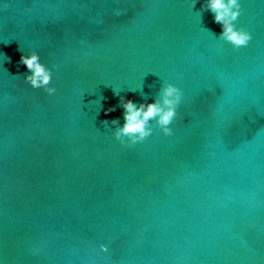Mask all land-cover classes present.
Segmentation results:
<instances>
[{
	"label": "water",
	"instance_id": "water-1",
	"mask_svg": "<svg viewBox=\"0 0 264 264\" xmlns=\"http://www.w3.org/2000/svg\"><path fill=\"white\" fill-rule=\"evenodd\" d=\"M199 12L190 0H0L2 264H264V0H242L253 38L239 49ZM32 49L58 65L53 96L23 80ZM166 80L183 92L172 134L153 121L120 144L102 123H123L122 108L103 111L113 89L151 102Z\"/></svg>",
	"mask_w": 264,
	"mask_h": 264
},
{
	"label": "clouds",
	"instance_id": "clouds-1",
	"mask_svg": "<svg viewBox=\"0 0 264 264\" xmlns=\"http://www.w3.org/2000/svg\"><path fill=\"white\" fill-rule=\"evenodd\" d=\"M200 3V12L197 14L201 19V13L209 11L213 14V22L220 25L221 31L218 36L210 29L202 28L205 33L210 34L217 40L230 44L233 49H239L247 46L253 38L252 32L246 26L238 24V17L242 12V0H190L191 9ZM116 14H119L117 12ZM9 57L0 53V67ZM19 64L26 67L28 71L23 74V80L33 89H42L47 95L53 96L57 92L55 84L52 83L54 70L58 65L49 66L41 60L40 52L32 49L29 52L21 51ZM6 71V69H4ZM16 77V76H13ZM134 91V89H129ZM113 94L119 96V103L109 105L104 108L105 116L108 113L115 112L117 107L123 109V123L120 118L104 119L102 123L111 127L114 138L122 145L132 146L142 142L153 133V121L155 127L164 135H171L173 129L171 124L177 115V108L182 99V89L178 84L165 81L160 89L158 99L151 102L142 100L137 103L132 98H126L119 95L116 89ZM39 248H33V254L39 252ZM107 244H99V251L108 252ZM2 264V262H0Z\"/></svg>",
	"mask_w": 264,
	"mask_h": 264
}]
</instances>
